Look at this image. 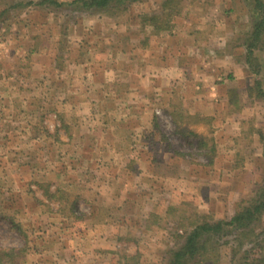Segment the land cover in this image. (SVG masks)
Listing matches in <instances>:
<instances>
[{
	"label": "rangeland",
	"instance_id": "374dc122",
	"mask_svg": "<svg viewBox=\"0 0 264 264\" xmlns=\"http://www.w3.org/2000/svg\"><path fill=\"white\" fill-rule=\"evenodd\" d=\"M39 1L0 0L10 9L0 29V203L13 204L8 217L21 210L24 231L0 221V247L17 264H165L186 230L202 217L229 220L264 175V103L238 40L251 29L248 8L178 0L173 28L154 35L140 16L164 0L128 2L112 18L29 6ZM52 109L72 137L33 141L39 123L60 127ZM36 182L68 199L40 206ZM66 201L79 213L63 214ZM225 241L212 250L219 264L233 258Z\"/></svg>",
	"mask_w": 264,
	"mask_h": 264
},
{
	"label": "trees",
	"instance_id": "16d2710c",
	"mask_svg": "<svg viewBox=\"0 0 264 264\" xmlns=\"http://www.w3.org/2000/svg\"><path fill=\"white\" fill-rule=\"evenodd\" d=\"M140 0H40L38 3H29V6H51L54 9H73L77 12L83 13H98L107 15L108 18L117 17L127 10V3H136ZM245 7L248 8L251 29L246 34L241 35L238 39L242 42V48L245 50V64L249 68L252 75L255 77L254 86L251 92H254L256 97L264 103V89L263 79L260 77L263 72V66L261 65L260 53L264 52V0H243ZM161 11L159 14L141 15V29L148 32L149 28H152L150 34L158 35L164 32H169L173 28L172 24L180 15L182 7L178 0H164L161 5ZM15 8V7H12ZM173 20V21H172ZM10 22V9L0 10V29L5 28ZM166 24L165 27L162 25ZM68 30L65 28L63 36H67ZM149 40V37L146 41ZM145 43V42H144ZM33 53V52H31ZM260 77V78H259ZM57 110V109H56ZM52 109L51 112L55 114L57 122L60 123V127H56L52 133L50 129L39 123L37 128H32V132L36 135L33 141H37L40 135L48 139L55 138L57 143L62 141L59 132L64 131L68 137H72L70 131V125L66 123L64 115L58 113V110ZM187 119L193 118L192 116H185ZM183 122L184 117L179 114H174L172 121L175 126L180 128L179 119ZM40 127V129H39ZM31 132V133H32ZM32 133V134H33ZM189 136H197L192 131L184 132ZM260 140L264 149V134H260ZM206 147V145H203ZM213 150V148H212ZM212 155L209 158V163H213ZM50 183H38L35 186L37 189H31V195L33 200L37 201L40 206L50 208V204L59 201L67 200L68 194L64 193L60 188L51 189ZM41 193V198L36 199V192ZM0 188V197H2ZM0 203V221L4 222L9 229L23 236L24 231L22 226L16 223V214L21 213V210H15L13 213L15 216L8 217L6 213H2L3 209L13 208V204H9L8 200ZM11 205V206H9ZM11 208V209H12ZM59 209L63 211V214L67 210H71L74 214L79 213L78 207L75 204H70L66 201V204H61ZM72 216V215H71ZM197 222L191 229L185 231L184 236L180 237L182 242L180 246L172 249L168 253V260L165 264H219L217 257H211L212 252L219 248L214 246L220 240H226L223 246L230 244V250L233 258L230 264H264V255L258 256L253 253L257 248L263 249L264 243V175L261 182H259L252 196L247 201H243L238 210L229 220H203ZM206 219V218H205ZM221 246V245H220ZM252 246V247H250ZM213 250V251H212ZM216 252V251H215ZM14 251L0 247V264H17Z\"/></svg>",
	"mask_w": 264,
	"mask_h": 264
},
{
	"label": "crops",
	"instance_id": "0c3cea01",
	"mask_svg": "<svg viewBox=\"0 0 264 264\" xmlns=\"http://www.w3.org/2000/svg\"><path fill=\"white\" fill-rule=\"evenodd\" d=\"M115 52H117V51H115ZM99 54H101V53H99ZM118 66H119V64H118ZM150 73H148L147 75H145V76H142V78H144V77H146L147 76V82H149L150 83V80H149V78H150ZM152 77V76H151ZM151 79V78H150ZM150 88V87H149ZM121 97V96H120Z\"/></svg>",
	"mask_w": 264,
	"mask_h": 264
}]
</instances>
